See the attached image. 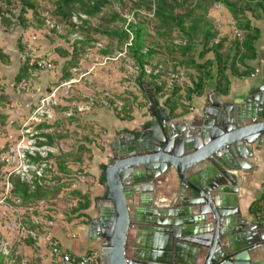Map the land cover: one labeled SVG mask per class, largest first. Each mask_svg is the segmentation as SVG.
Returning a JSON list of instances; mask_svg holds the SVG:
<instances>
[{
	"label": "water",
	"instance_id": "95a60500",
	"mask_svg": "<svg viewBox=\"0 0 264 264\" xmlns=\"http://www.w3.org/2000/svg\"><path fill=\"white\" fill-rule=\"evenodd\" d=\"M147 113L142 135L119 136L103 167L106 196L89 226L101 264H161L160 254L136 248L134 232L144 231L176 240L191 264H264L252 258L264 248V224L244 220L237 206L240 173L264 138V76L247 96L214 100L196 125L172 120L154 96ZM170 171L179 185L167 204L154 184Z\"/></svg>",
	"mask_w": 264,
	"mask_h": 264
},
{
	"label": "trees",
	"instance_id": "16d2710c",
	"mask_svg": "<svg viewBox=\"0 0 264 264\" xmlns=\"http://www.w3.org/2000/svg\"><path fill=\"white\" fill-rule=\"evenodd\" d=\"M41 0H0V24L8 28L15 26L25 27V16L28 12L37 21L38 26H43L46 19L42 18V13L48 12L39 4ZM132 4L134 11L145 9L153 14L156 23L157 36L164 41L169 57L177 62L179 67L194 72L191 78V86L181 88L172 85L169 94H166L165 84L156 86V96L164 94L163 105L172 120L178 119L189 112V105L194 97H202L209 82H215L214 91L218 95H228L230 90V75L244 78L253 74L254 70L248 65V61L254 60L257 56L255 47L259 39V30L252 25L248 12L253 18L264 17V0H128ZM113 2L122 3V0H56L51 16L55 19L56 26H62L67 30V37L75 35L77 38L72 44V51L58 49V53L65 62L62 66V76L60 83H65L73 78L72 71L76 70L82 60V56L87 54L97 44V35L106 37L111 41V45L102 49V54L108 55L113 49L124 48L128 42L130 31L133 35L132 46L128 47L127 56L133 60L141 71L138 78L139 86L143 87L145 76V66L152 59L156 52L147 46V39L150 34L141 22H137L138 14L135 16V23L125 29L126 19L114 12L111 15L104 14V11L113 6ZM220 3L222 8L228 11L235 22L238 32L233 40L221 38L220 32L215 26L214 20L210 17V9L215 4ZM2 4H9L15 10L20 7L16 24L10 11L4 12ZM85 17V18H83ZM100 17V24L93 26L91 19ZM55 30V28L53 29ZM174 35H176L174 37ZM179 40V42H176ZM24 49V47H22ZM212 55V57H209ZM178 56V58H177ZM29 59L20 67L15 77V85L22 81L31 79L34 72L29 66ZM0 62L8 66L11 62L10 56L6 55L0 48ZM160 76H152V80L159 79ZM124 101V107L115 110V115L123 120H131L133 100L129 96L120 97ZM139 105L145 108L148 105ZM6 116L0 115V123L5 124ZM47 122H43L38 129H50ZM127 133L128 131H124ZM45 144L53 147L56 140L62 139V134L56 130L53 134H42ZM87 144L80 146L78 152L60 153L54 155L48 153L45 159L38 154L36 157H29L33 163H46L53 160L56 172L46 170L52 177L46 174L40 177L35 176L32 180H24L13 175L11 183L13 185L12 196L18 200L21 207L35 203H56L65 191H69L61 198L65 204L71 205L72 212L80 213L88 210L91 206V194L83 193L76 186L80 177H91L85 172L86 162L93 158L90 145L94 142L86 138ZM104 150L103 148H101ZM0 170L5 166L1 161ZM85 155H88L85 157ZM72 166H76L73 169ZM104 167V166H103ZM102 167V168H103ZM100 182L104 183L103 177ZM75 202V205L73 204ZM251 210H254L251 208ZM31 229H34L31 227Z\"/></svg>",
	"mask_w": 264,
	"mask_h": 264
},
{
	"label": "rangeland",
	"instance_id": "374dc122",
	"mask_svg": "<svg viewBox=\"0 0 264 264\" xmlns=\"http://www.w3.org/2000/svg\"><path fill=\"white\" fill-rule=\"evenodd\" d=\"M55 1L56 0H41L39 3L42 8L48 11L42 13V18L46 19L43 26H38L36 23L37 21L29 25L25 23V27L23 26V28L21 26H15L7 29L0 24V40L4 43L5 49L8 50L11 60L8 66L0 62V115L6 116L5 124L3 125L0 123L1 161L5 163V166L0 170V221L7 215L8 222L16 226L19 225L17 215L23 217L25 216L24 214L30 215L34 212L39 220L44 221L49 217L48 211L51 205L57 206L58 203H62L61 206H63V208L64 206L67 207V209L65 208L63 210H69V206L65 204L63 200L61 201V198L66 196L69 191L63 192L56 203L40 202L21 207L18 200L15 199L12 194L8 197L5 195V179L9 172L18 170L19 174L16 176L28 181L32 180L35 176L40 177L44 173L50 178L52 175H49V172L46 170L56 172V166L53 160L37 164L33 163L29 157L34 158L38 154L41 158L45 159L48 153L54 155L69 152L76 153L80 146L87 144L86 138L94 142L90 145L91 150L94 152L97 150L103 151L101 148H103L102 139L105 132L99 125L90 123V115L93 114L94 110L100 113L109 112L111 116L113 115L112 113H115V110L106 108L99 101L92 105V108H86L81 111L73 104V94L77 92L74 88H76V84L82 83L81 81L84 77L70 86L60 83L62 66L65 60L60 56L57 50L62 49L71 52L72 44L77 37H67V30L62 26H56L55 19L51 16ZM3 8L4 12L10 11L13 14L9 16L18 24L17 16L20 7L14 10L11 5L4 4ZM114 12L120 14L123 18H127V16H131L135 11L132 8L131 2L122 0V3L113 2V6L107 8L104 14L111 15ZM137 14L139 15L137 22L144 24L150 34V37L147 39V46L150 50L156 52L152 55L150 61H154V63L158 64V66L161 65L166 70L164 74L160 73L166 77L165 86L168 85V81L170 82L171 80H174V85L176 84L179 86L180 84H186V82L190 80L189 74L191 73L179 67L177 62L169 57L164 41L157 36L153 14L145 9L137 11L136 15ZM209 15L214 20L221 38L233 40L238 36L235 22L227 10L224 8L216 10L213 6L210 9ZM25 18V22L34 19L31 12H28ZM90 22L93 26H98L100 24V17L91 19ZM54 28L55 30H53ZM5 32H7L8 35L11 34L12 37H8V40H3L1 35H4ZM175 36L176 35H174V37ZM96 38L97 44L90 49L87 54L82 56L81 61H86V64L95 67V69L91 68V70H96L95 72L99 70L101 74L102 71H105L104 75H107V77H105L106 81H104L101 87L103 89L99 90L101 88L97 89V87H93L94 89L91 93L97 94L98 96L108 91L119 98L124 95L129 96L132 98L133 102H136L137 98L143 97L144 100L138 105L146 104L147 99L143 92L144 89L140 88L137 81L141 71L127 54L119 57V54L123 52L124 48H114L112 53L104 55L101 50L112 43L109 39L100 35H97ZM176 42H179V40H176ZM22 47H24V49ZM105 57L118 59L107 61L103 65ZM209 57H212V55H209ZM27 58L29 60H42L52 63L53 68L44 72H34L35 74H33L31 79L26 81L30 86L29 90L22 92L18 87L25 81H22L19 85H15V77ZM147 71H149V68L145 67L143 82L156 83V81L150 78ZM74 74L75 77H77L78 74L79 76L73 80H78L82 75V73L77 72ZM173 74L177 77L172 78ZM193 76L194 75H192V77ZM94 79L96 80L95 77ZM94 79L89 78V82H94ZM85 83L89 87V83ZM93 84L94 83H92V85ZM170 90L169 88L166 94H169ZM53 92H55L56 95L47 105L44 116H38L40 118H38L37 121L30 119L40 101L43 98L49 97ZM158 97L164 99L165 95L161 94ZM85 100L86 99H82V101ZM89 104L91 103L89 102ZM137 107L138 106H136V108ZM108 121L109 120H107V122ZM43 122H47L51 128L38 129V126ZM55 130L58 134L63 135L62 139L58 138L53 147L46 145L45 138L41 135L45 133L53 134ZM18 152H21V154L25 156V164L21 168L19 167L20 161L18 160ZM87 156L88 155H85V157ZM6 160H9V162ZM88 164L89 162H86V167ZM94 166L96 167V165ZM83 182L85 181L77 179L74 188H81L84 185ZM5 207H7L11 213H8ZM19 208L21 210L16 211ZM23 238H26L24 234Z\"/></svg>",
	"mask_w": 264,
	"mask_h": 264
},
{
	"label": "crops",
	"instance_id": "0c3cea01",
	"mask_svg": "<svg viewBox=\"0 0 264 264\" xmlns=\"http://www.w3.org/2000/svg\"><path fill=\"white\" fill-rule=\"evenodd\" d=\"M4 6V4H2ZM12 10V9H11ZM18 11V10H16ZM9 16V14H7ZM248 16L251 19L252 25L259 30L260 36L255 43L257 50V56L254 60L248 61V65L253 68L254 72L250 76L244 78H238L236 76L230 75V90L228 95H218L215 91V82L211 81L207 84L205 93L202 97H194L191 103H188L190 109L189 112L175 119L174 121L181 122L184 126L189 124L196 125L203 118L204 111L210 109L213 101L218 99L221 102H233L239 98L247 96L249 92L260 85V80L264 76V17L263 18H253L251 13L248 12ZM36 20L27 21L30 23H35ZM37 23V22H36ZM73 35L72 37H74ZM8 37H12L11 34L8 35L7 32L1 35V38L8 40ZM0 48L3 49L6 55L10 56L5 45L0 40ZM95 66V65H94ZM149 68L147 71L150 78L152 76H160L159 79L155 80L156 83L152 84L143 82L144 94L148 100V105L145 108H140L138 104L142 103L143 97L137 98L136 102H133V108L131 112V120H123L118 118L115 113L111 116L109 112L100 113L97 110L90 115V123L97 124L103 128L104 136L103 151L97 150L93 153V158L89 164L85 165V172L90 174L91 177L83 176L81 181L84 185L78 188L83 193L91 194V206L88 210L82 212V217H79L80 213H73L70 206L69 210L67 207L61 206L62 203H58L57 206H52L48 211L49 217L42 221L36 217V214H24L21 217L17 215L18 224H22L27 229L33 230L37 234V238H23L18 226L12 225L8 222L6 215L3 220L0 221V264H56L53 259L50 250L46 246L45 236H52L65 251L72 253L74 255H84L91 250L99 249L101 246L95 242L94 238L89 234V226L93 220L99 217L100 208L102 207V201L106 196V188L104 183L100 182V178L104 176L103 166L107 164L112 156V146L117 148L114 143L115 140L121 135L130 136L134 135L139 138L142 135V129L145 122L151 117L147 113V109L153 103V96L158 100L161 107L166 111L167 109L163 105V99L156 96V86H161L165 84L166 77L163 74L166 70L160 65L150 61L148 65L145 66ZM95 67L86 64V61H81L79 67L72 71L73 79L75 77V72L82 73L84 78L82 83L76 84L75 91L73 94L72 101L79 110L92 108V105L96 101H92L94 96L97 94L91 93L93 87L101 88L104 81H106L107 75H104L105 71H102L101 75L99 70L95 72L93 69ZM161 69V71H160ZM164 69V70H163ZM190 80L186 84H180L181 88L191 86V78L194 75L193 71L187 70ZM163 73V74H160ZM96 78V80L94 79ZM175 74L172 78H176ZM194 77V76H193ZM90 79H94V82H89ZM98 78V79H97ZM168 81V79H167ZM85 82L89 83V87ZM92 83H94L92 85ZM174 84V80L168 81L166 85V90L171 89ZM186 85V86H185ZM103 88L99 89L102 90ZM87 93V94H86ZM126 96V95H124ZM82 99H86L82 101ZM82 101V102H81ZM86 102V103H83ZM89 102L91 104H89ZM87 104V105H86ZM136 106H138L136 108ZM107 120H109L107 122ZM106 123V124H105ZM124 131H128L125 133ZM115 148V149H116ZM248 164L251 166V170L247 172L240 173L243 177L242 184L239 189V199H238V209L239 216L244 220H250L259 224H264V219L257 220L255 218L256 212L259 210V203L262 194V185L264 184V138L259 141L253 147V158L248 159ZM96 165V167L94 166ZM73 169L77 167L72 166ZM88 181V182H86ZM179 181L177 179L175 171H170L166 176L160 178L155 184V197L160 202L166 201L169 204L177 194ZM75 205V202L73 203ZM253 208L254 210H251ZM8 213H11L7 207H5ZM19 208L16 211H20ZM194 213L198 214L197 208H193ZM24 213V212H23ZM21 214V213H20ZM33 227L34 229H31ZM133 242L137 244L136 248L143 249L145 251H151L156 254H160L161 264H191L193 263V255L187 249L180 247L178 248L175 243L176 240H169L167 235L155 232H134ZM133 249V248H132ZM252 258L255 262L264 263V248L252 252Z\"/></svg>",
	"mask_w": 264,
	"mask_h": 264
},
{
	"label": "built area",
	"instance_id": "2783aa9c",
	"mask_svg": "<svg viewBox=\"0 0 264 264\" xmlns=\"http://www.w3.org/2000/svg\"><path fill=\"white\" fill-rule=\"evenodd\" d=\"M166 1H174V0H166ZM214 7L216 10H220L222 8L220 3L215 4ZM135 16H136V11L133 12L131 16H127V18H125L126 19V24H125L126 30H128V26L131 23H135V20H136ZM128 32H129L130 38L128 42L125 44L123 52L119 54V57L127 54L128 47L132 46L133 35L130 31ZM117 59L118 58L105 57L103 65L107 61H112V60H117ZM29 66L33 70H36L38 72H44V71H47L53 68L52 63L45 62L42 60H37V61L30 60ZM83 77L84 75H81L78 80H70L68 82H65L64 85L70 86L73 83H77L78 81H80ZM18 88L20 91L25 92L29 90L30 86L28 82L25 81L21 83ZM55 95H56L55 92H53L49 97L43 98L40 101V103L37 105L36 110L33 112L32 117L30 119L37 121L38 118H40L38 116H41V117L44 116L47 105L54 99ZM92 101L94 102L99 101L102 105H104L106 108L111 109V110H120L121 108L124 107V104H125L123 100H121L119 97L115 96L113 93L108 92V91L98 96H94V98H92ZM24 157H25L24 154H21V152H18V160L20 161L19 163L20 168L24 166L25 164ZM6 161L9 162V160H6ZM17 174H19V171L13 170L9 172V174L7 175L5 179L6 197H8L11 194L12 189H13V185L11 183V177ZM255 218L257 220L264 219V184L262 185V194H261V199L259 203V210L256 212ZM18 228L20 229L21 233L24 234L26 237L33 238V239L37 238V234L33 230L27 229L22 224L21 225L19 224ZM44 239H45L46 246L50 250L51 255L53 259L55 260L56 264H101V259H102L103 251H104L103 247L99 249L91 250L88 253L79 256V255H74L72 253H69L65 251L64 249H62L59 243L50 235H46Z\"/></svg>",
	"mask_w": 264,
	"mask_h": 264
}]
</instances>
